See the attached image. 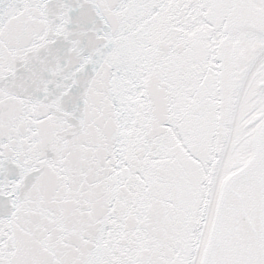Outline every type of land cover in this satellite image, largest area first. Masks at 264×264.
Listing matches in <instances>:
<instances>
[{"label": "snow or ice", "instance_id": "obj_1", "mask_svg": "<svg viewBox=\"0 0 264 264\" xmlns=\"http://www.w3.org/2000/svg\"><path fill=\"white\" fill-rule=\"evenodd\" d=\"M0 264H264V0H0Z\"/></svg>", "mask_w": 264, "mask_h": 264}]
</instances>
